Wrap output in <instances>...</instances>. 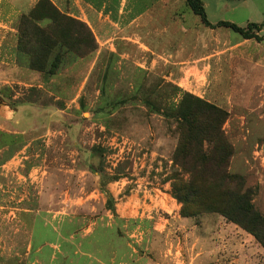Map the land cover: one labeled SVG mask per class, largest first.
I'll use <instances>...</instances> for the list:
<instances>
[{
    "label": "rangeland",
    "instance_id": "rangeland-1",
    "mask_svg": "<svg viewBox=\"0 0 264 264\" xmlns=\"http://www.w3.org/2000/svg\"><path fill=\"white\" fill-rule=\"evenodd\" d=\"M199 1L211 26L264 21V0ZM127 3L145 17L132 27L76 0H0V264H264L244 219L211 212L225 151L184 140L177 118L226 114L227 172L264 217L262 100L227 93L260 62L264 28L244 39L186 0Z\"/></svg>",
    "mask_w": 264,
    "mask_h": 264
},
{
    "label": "trees",
    "instance_id": "trees-1",
    "mask_svg": "<svg viewBox=\"0 0 264 264\" xmlns=\"http://www.w3.org/2000/svg\"><path fill=\"white\" fill-rule=\"evenodd\" d=\"M186 5L194 15L199 17L201 23L205 27H222L239 34L244 39H260L256 33L262 31L264 28V21L262 24H248L246 28L238 27L229 22H218L214 26H211L207 21L206 14L199 0H186ZM199 108H204L203 111L206 114L203 116H206L205 118L198 119L196 111H178L177 118L180 121L178 123V128L184 140L185 138L186 140H197L199 149H201V141L207 139L211 135L215 137V144L219 145L220 148L225 151V155L221 159V162L214 165V171L209 177L211 180L210 182L218 188L219 192L216 197V206L211 212L221 214L228 222L236 225L239 224L238 219H244L250 226V229H247V231L264 250V217L253 208L249 196L250 194H244L242 192V182L227 172L226 159L231 156V153L228 144L221 134V126L226 120V114L216 111L208 105ZM210 155L209 151L207 157ZM189 172L192 174L191 171ZM192 182L191 180L190 182H182L183 184H180L182 187L178 189V194L176 193V199L179 202L185 203L188 201L189 196L195 194V191L191 187ZM188 216L190 215L186 214V217Z\"/></svg>",
    "mask_w": 264,
    "mask_h": 264
},
{
    "label": "crops",
    "instance_id": "crops-1",
    "mask_svg": "<svg viewBox=\"0 0 264 264\" xmlns=\"http://www.w3.org/2000/svg\"><path fill=\"white\" fill-rule=\"evenodd\" d=\"M114 3L115 2H112L111 0H107V1L106 0H76V6L81 12H86L87 14H91L92 19L94 18L99 19L102 15H104L106 16L105 20H108L111 24L115 26H120L121 23H125L126 27H132L134 24L139 23L140 19L145 18L141 14L134 13L133 11L127 9L128 7L127 0H121L120 2H118L119 8L116 9V12L115 10L110 8V5H114ZM130 7H131V3L129 4V8ZM260 49L262 50V47H260L259 50ZM263 58H264V54L262 55V58H260V62L258 64L253 65L249 71L238 73L237 76L239 79L236 80L237 87L227 92L229 94L230 99H231V94L234 93L236 95V98L238 97V103L244 105V107H247L246 105H249L248 103L254 99V96L256 94H259L262 100L259 109L264 108ZM206 63L205 66L207 72L205 76L207 82L208 81L207 78H209L208 75H209L210 67L209 64L207 65ZM224 93L225 92H221L222 97H224L222 99H225L226 97L225 100L229 101L227 97L228 94L224 95ZM259 109L256 110L254 108L251 111L258 112ZM255 249L257 251H260L259 249H257V247Z\"/></svg>",
    "mask_w": 264,
    "mask_h": 264
}]
</instances>
